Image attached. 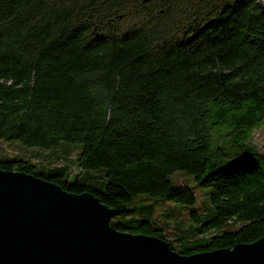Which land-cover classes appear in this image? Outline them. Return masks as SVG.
I'll return each mask as SVG.
<instances>
[{
	"label": "trees",
	"instance_id": "trees-1",
	"mask_svg": "<svg viewBox=\"0 0 264 264\" xmlns=\"http://www.w3.org/2000/svg\"><path fill=\"white\" fill-rule=\"evenodd\" d=\"M123 16L134 26L119 35ZM263 124L264 0H0V142L45 160L0 152V168L92 192L120 231L172 245L129 205L143 193L194 205L170 178L181 170L210 188L215 213L197 234L233 227L179 252L264 236V153L248 144ZM64 143L79 144V168L104 169L103 191L53 165Z\"/></svg>",
	"mask_w": 264,
	"mask_h": 264
},
{
	"label": "water",
	"instance_id": "water-1",
	"mask_svg": "<svg viewBox=\"0 0 264 264\" xmlns=\"http://www.w3.org/2000/svg\"><path fill=\"white\" fill-rule=\"evenodd\" d=\"M114 215L91 192L0 168V264H264V236L184 254L161 237L118 230Z\"/></svg>",
	"mask_w": 264,
	"mask_h": 264
},
{
	"label": "rangeland",
	"instance_id": "rangeland-1",
	"mask_svg": "<svg viewBox=\"0 0 264 264\" xmlns=\"http://www.w3.org/2000/svg\"><path fill=\"white\" fill-rule=\"evenodd\" d=\"M133 26L134 22L128 16H123L121 18H117L112 23L111 28L120 35L125 31L132 29ZM227 129V127H224L221 130V133L226 132ZM216 142L223 145L226 150H231L227 140L216 136ZM248 144L256 146L261 153H264V124L253 130L248 139ZM0 150L2 154H7L9 156H27V153L29 152V156L33 162H45V160H43V156L37 154H40V152H37L36 150H24L18 143L1 141ZM79 151V144L64 143L61 148L56 150L55 156L58 157V160H55L53 165H69L71 174L68 176V179L70 181H75L77 173H80L79 176L81 177L80 181L82 183H87L94 189L103 191L107 182L104 169L101 168L97 170L84 171L82 168H79L77 164ZM170 178L174 182L187 183L194 188L197 194V200L194 205H183L169 200L156 199L155 197L143 193L135 197L129 207L131 209H137L135 212L137 214L145 213L155 226L162 228L167 236V239L171 240L173 245H171V247L173 250L176 252H183L187 249L195 247L196 245L207 242L213 235H218L223 231L232 229V225L223 224L213 227L202 234H197L198 228L202 227L205 221L210 220L215 213V210L208 199L207 193L210 188L196 187L192 176L181 170L172 174ZM196 215L201 219L199 222L194 219V216ZM168 242L170 243V241Z\"/></svg>",
	"mask_w": 264,
	"mask_h": 264
}]
</instances>
